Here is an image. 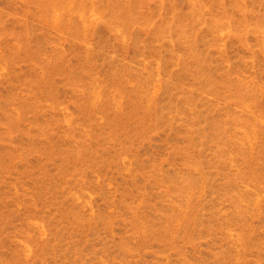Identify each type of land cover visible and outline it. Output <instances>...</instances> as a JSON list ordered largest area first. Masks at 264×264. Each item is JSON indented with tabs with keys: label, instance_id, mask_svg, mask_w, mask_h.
Listing matches in <instances>:
<instances>
[{
	"label": "rangeland",
	"instance_id": "1",
	"mask_svg": "<svg viewBox=\"0 0 264 264\" xmlns=\"http://www.w3.org/2000/svg\"><path fill=\"white\" fill-rule=\"evenodd\" d=\"M0 264H264V0H0Z\"/></svg>",
	"mask_w": 264,
	"mask_h": 264
}]
</instances>
